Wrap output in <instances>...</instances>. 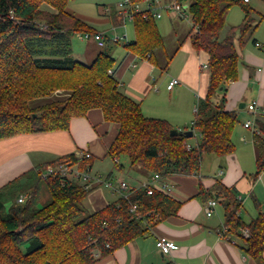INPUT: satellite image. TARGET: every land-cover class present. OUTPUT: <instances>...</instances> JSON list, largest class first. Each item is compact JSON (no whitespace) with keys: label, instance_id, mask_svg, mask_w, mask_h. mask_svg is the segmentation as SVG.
<instances>
[{"label":"trees","instance_id":"16d2710c","mask_svg":"<svg viewBox=\"0 0 264 264\" xmlns=\"http://www.w3.org/2000/svg\"><path fill=\"white\" fill-rule=\"evenodd\" d=\"M72 1L0 0V141L25 134L67 131L72 119L101 109L107 122L118 125L107 156L116 160V165L125 158L130 168L146 175L158 174L163 179L199 175L205 155L225 157L234 153L232 136L239 117L226 110V93L228 85L239 78L240 53L256 28L249 3L171 0L188 8L193 23L175 54L189 41L196 53L207 56L206 96L198 99L193 123L186 128L198 134L192 145L182 134L172 136L175 128L167 120L146 117L140 104L122 92L114 77L116 60L112 55L120 42H112L104 34V50L90 64L73 58L72 38L98 31L69 11ZM145 1L131 0V4L135 7ZM240 3L245 12L243 23L222 36L230 9ZM117 19L116 23L124 21ZM156 20L152 10L136 12L132 21L136 39L123 47L142 60L154 62L156 50L164 47ZM175 54L168 58L165 69ZM55 91L69 96L43 104L34 102ZM261 116L254 120V178L264 171ZM93 161V157L70 154L48 165H78L83 170L91 169ZM44 171L45 167L31 170L0 189V264H94L129 242L150 235L153 227L176 216L181 206L169 194L154 190L148 195L142 188H132L127 196L94 212L87 205L94 188L87 189L60 174L44 177ZM42 181L50 200L39 206ZM21 196L26 197L23 203L18 202ZM195 198L204 204L211 199L220 201L227 236L240 237L243 252L264 264V214L243 222L242 201L236 189L220 181L212 191L200 182ZM244 228L250 232L248 238L242 236Z\"/></svg>","mask_w":264,"mask_h":264},{"label":"crops","instance_id":"0c3cea01","mask_svg":"<svg viewBox=\"0 0 264 264\" xmlns=\"http://www.w3.org/2000/svg\"><path fill=\"white\" fill-rule=\"evenodd\" d=\"M143 4L140 8L147 9ZM156 9L154 13L160 12ZM107 20H112L115 29H126V20L116 23L112 12ZM100 32L106 35V32ZM135 39L134 31V39L130 41ZM255 47L241 51L239 78L228 85L225 105L227 111L236 112L238 117L246 110L252 121L261 114L263 116L259 118L264 120V45L257 47L255 44ZM115 52L117 49L112 52L116 60L114 77L120 83L122 92L140 104L146 117L167 120L175 129L183 127L180 131L192 125L196 102L205 98L208 88L209 74L207 69L202 68L203 64H207L204 53H196L186 41L165 69L166 65L163 68L156 56L154 62H149L125 48L119 55ZM179 56L181 60L178 62ZM202 59L205 61L202 62ZM174 79L178 83L169 90L168 85ZM253 101L258 102L262 113L254 115L248 111L247 106ZM243 104L244 108H240ZM246 121L235 129L241 132L233 133V142L235 135L240 136L238 145L234 142V153L225 157L205 155L199 175H173L164 179L169 185L168 194L181 202L176 216L153 227L150 235L129 242L94 264H258L243 252L240 237L220 236L225 225V211L220 201L217 200L214 214L208 217L205 204L195 198L200 182L204 189L212 191L216 182L220 181L226 187L236 189L242 201L240 216L243 222L249 223L259 214H264V171L257 178L253 177L257 170L256 149L253 131L244 126ZM117 134L118 125L107 122L101 109H92L86 116L72 119L67 131L25 134L2 140L0 189L21 175L44 168L60 157L90 152L94 160L90 173L100 178L101 182H93L94 189L88 195L87 205L92 211H99L127 193L108 188L103 181H123L131 190L151 178V175L130 168L125 158H120L116 165L107 156ZM119 164L123 167L120 168ZM103 187L111 191L112 198ZM160 237L174 241L178 250L163 255L156 248Z\"/></svg>","mask_w":264,"mask_h":264},{"label":"rangeland","instance_id":"374dc122","mask_svg":"<svg viewBox=\"0 0 264 264\" xmlns=\"http://www.w3.org/2000/svg\"><path fill=\"white\" fill-rule=\"evenodd\" d=\"M123 1L124 0H74L69 4L68 9L70 12L77 14L81 18L85 19L88 23L92 24L93 27H95V29L98 32L100 31L106 32V37L111 40L115 39L116 37H123L126 35L127 36L126 39L121 41L116 48L117 52H115V55H119L122 52V48H124L123 45H125L131 39H134L133 23L130 22L129 20H126V25H127L126 29L122 27H116L115 29L112 20H107V19L109 13L111 12L112 14L113 13L116 14L115 16H113L115 19L124 17L122 16V14H120L118 8V5ZM148 1H152V0H146L145 1L146 4L144 3L143 5L147 6ZM249 1L250 2L247 6L252 10L250 16L252 19H254L253 25L256 28L254 29L251 38H249L245 48H256L255 43H253V40H256L257 42L264 45V0H249ZM167 4L172 5L173 1L161 0L160 5L165 6ZM155 5L156 6L153 8L155 9L157 7L156 10L160 11L161 15L163 16L162 19H157L156 23L159 32L164 40V47L157 49L155 56L158 63H160V65L164 68V66L167 64L168 58H170L175 54L180 43L187 37V35L191 31L193 27V23L189 11H188V15L182 17V20H180L179 16L174 14L173 9L166 10L164 7H161L158 4ZM139 6L141 7L142 4H140ZM44 9H48V8L44 7ZM244 18H245V12L243 9V5L240 3L233 6L228 13L226 26L223 30L222 36H224L229 29L233 27L238 28L243 23ZM188 43L190 42L188 41ZM72 50H73L72 56L74 59L79 60L86 64H90L95 59L97 54H99L101 51L104 50V47L98 46L97 44H95L94 41L83 40L76 34L72 38ZM180 60H181V56H179L178 62ZM204 61L205 59H202V62ZM68 96L69 94L63 91H55L52 95H49V97L47 96L45 98H38L34 102L36 104H43L48 101H52L55 98L62 99ZM196 106H197V102H196ZM238 119H239V123H238L239 125L244 123L248 119L251 121L252 117L246 110H243ZM190 126L191 124L188 127ZM237 126L235 129L239 128ZM180 130H183V127H181ZM238 132H241V130L238 129L237 131H235V133ZM234 137L238 145V141L240 137L239 134H237V136L235 135ZM196 140H198V136L194 135V137L189 139V142L191 144H194ZM46 167L47 166H45V169ZM103 190L104 192H106V194H109V196L112 198V196L110 195L111 191L109 189L103 187ZM49 200H50V194L46 188L45 183L42 181L39 184L38 205L41 206L42 204H45ZM6 208L8 210L10 208V205H7ZM88 208L90 209V207Z\"/></svg>","mask_w":264,"mask_h":264},{"label":"built area","instance_id":"2783aa9c","mask_svg":"<svg viewBox=\"0 0 264 264\" xmlns=\"http://www.w3.org/2000/svg\"><path fill=\"white\" fill-rule=\"evenodd\" d=\"M245 3H249V0H242ZM161 0H152V1H148V5H147V9L152 10L154 12V8L156 5L158 4L160 5ZM161 7H164L166 10L169 9H173L174 14L178 15L179 17H184L188 15V8L187 7H183L182 5L173 3L172 5H165ZM120 14H122V16H124V20H129V21H133L134 18V14L136 12H139L142 10V8H140L139 5L137 6H132L131 4V0H124L122 3H120L118 5ZM157 19L161 18V13L160 12H156L154 13ZM81 39L83 40H87V41H94L98 46L100 47H104L105 46V36L103 33L101 32H97L95 34H88V33H79L77 34ZM126 35L123 37H116L115 39L111 40L112 42L115 43H119L123 40L126 39ZM257 47H261V44L256 43ZM202 68L207 69V65H203ZM178 83V80L174 79L173 81H171L168 85V89L171 90L176 84ZM248 111L254 115H258L259 113H262L263 110H260L259 108V104L257 101H253L252 103H250L248 106ZM245 128L251 129L253 131V133L257 132V130L255 129V121H247L244 124ZM85 157V158H91L92 155L90 152H84V153H78L76 154L77 158H81V157ZM116 162V160H114ZM91 169H80L78 167V165H70V164H58L55 166L52 165H48L44 171V177L50 175V174H60L62 177L67 178L70 181L73 182H77L79 184H82L83 186H85L87 189L92 188L93 182L97 181V182H101L100 178H97L95 176H92L90 173ZM102 183H104L105 186H107L108 188H112L114 190H118V191H122V192H129L130 189L128 188L127 184L123 181H117V182H113V181H103ZM138 188H142L144 190L147 191L148 195H152V193L154 192V190L160 191L162 193L168 194L169 192V185L168 183L161 178L158 174H155L153 176H151V178L149 180H147L146 182H143ZM127 193H125L124 196H127ZM26 199V197L21 196L18 199L19 203H23L24 200ZM217 201L214 199L209 200L205 205H204V210L205 213L208 217H211L214 212H215V208L217 206ZM135 208V207H134ZM242 236L244 238H248L250 236V232L247 228H244L241 230ZM220 236H224L225 238H229L226 237L227 236V228L223 227L221 232H220ZM156 248L163 254V255H170L173 251L178 250V245L166 238V237H160L157 239L156 241Z\"/></svg>","mask_w":264,"mask_h":264},{"label":"water","instance_id":"95a60500","mask_svg":"<svg viewBox=\"0 0 264 264\" xmlns=\"http://www.w3.org/2000/svg\"><path fill=\"white\" fill-rule=\"evenodd\" d=\"M240 108H244V104L241 105ZM172 136H176V135H179V134H182L183 136H185L187 139H190L193 137L194 133L192 130H184V131H180L178 129H173L170 133Z\"/></svg>","mask_w":264,"mask_h":264}]
</instances>
